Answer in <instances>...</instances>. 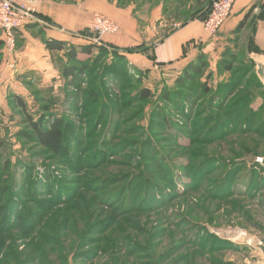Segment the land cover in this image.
Masks as SVG:
<instances>
[{
  "label": "rangeland",
  "instance_id": "rangeland-1",
  "mask_svg": "<svg viewBox=\"0 0 264 264\" xmlns=\"http://www.w3.org/2000/svg\"><path fill=\"white\" fill-rule=\"evenodd\" d=\"M132 1L142 18L150 19L155 5ZM183 3L169 2V11L163 15L166 21L187 18L188 9L180 6ZM156 32L154 41L159 43L160 21ZM245 48L243 34L237 52L242 59ZM13 55L4 44L0 50V142L4 143L0 264H264V169L260 166L264 161L260 121L264 82L260 90L253 72L243 78L247 73L244 60L235 65L238 73H215L214 77L217 82H232L221 97L231 101L224 113L242 92L240 86L250 84L248 90L255 95L250 108L257 114L250 121L234 118L238 126L231 136L222 130L225 120L219 124L209 120L210 113L222 116L208 99L191 107L190 113L187 108L186 117L160 100V91L173 87L168 81L160 82V69L152 78L144 75L142 79L143 86L156 95L144 104L136 99L129 104L128 92L104 85L98 95L106 97L102 99L106 119L112 111H120L121 105L125 116L121 110L115 137L119 144L110 156L100 158L94 141L102 127L93 119L95 106L84 101L92 78L66 88L65 81L49 82L40 71L24 73L26 67L14 66ZM130 70L134 78L140 77L139 71ZM12 95L25 101L35 119L42 105L52 99L53 115L73 123L69 134L76 146L67 158L70 163L18 137L20 130H29L26 116L10 101ZM241 112L234 108L232 114ZM188 157L194 163L191 169ZM4 162H9V170H3ZM197 164L205 169L197 185L190 187ZM34 181L43 188L31 189ZM3 219L20 223L7 227Z\"/></svg>",
  "mask_w": 264,
  "mask_h": 264
},
{
  "label": "trees",
  "instance_id": "trees-1",
  "mask_svg": "<svg viewBox=\"0 0 264 264\" xmlns=\"http://www.w3.org/2000/svg\"><path fill=\"white\" fill-rule=\"evenodd\" d=\"M121 4L125 5L130 2V0H118ZM137 1V0H135ZM171 1H182V0H160V4H155L156 0H142L141 4H150L155 5L154 8L158 7L159 5H163V11L166 13L169 11L167 8L169 2ZM185 3L181 4L180 6H184V8L188 9L186 15L187 18L185 20H182L183 25H185L190 20L195 19H201L206 20L210 8L215 0H184ZM131 2H133L131 0ZM259 7V4H254L246 13L244 19L239 24L235 36L232 40H230V45L225 48L224 52L222 53L221 59L219 60L215 72L211 70L210 68V62L207 55H205L203 52H200L197 56V58L186 65L184 69L181 71V73L177 76L173 83V87H164L162 91H160V100L164 101L167 105H170L174 112H176L179 116H187L186 110L189 108V113L191 111V107H199V104L203 102V100L208 99L210 101L211 107L217 112L218 115L222 117H214L211 113V117L209 118L210 121H217L219 124V121L225 120V123L227 124L222 128L224 130L225 135H234L232 132H235L237 129L238 124L234 122L235 121H241V120H248L250 121L254 116L255 113L251 107L252 104V98L255 97V95L248 90L250 87V84L246 83V86H240L242 89V92H238L237 99H235L231 105L229 110L225 112V105L231 102L228 97L226 101H223L224 98L221 99V97L225 96L228 93L229 88L232 86V82L225 80H219L217 82L214 77L216 76L215 73L219 75L222 74H234V72L238 71L235 69V65L240 63V61H243V66L247 73H245V78L248 74H253V78L256 80L255 83L257 86H259V89L261 90L262 87V80L259 78V76L256 73V63L251 59L250 55L253 52H258L257 49L253 47L252 41L250 40L248 43H246L245 48V54L243 59L240 55L237 54L239 51V42L241 41V35L242 31L251 26V24L255 25L258 20H262L264 18V4L260 5V13L258 16H255L253 18V21L250 22L254 11ZM37 17L42 20L47 21L48 23H52L49 19H46L42 17V15L38 14ZM175 20V19H174ZM179 21V20H178ZM38 26V25H37ZM39 33L42 34L43 30H39ZM20 35H17V42L16 45H20L19 42ZM96 37V34L93 33L89 28L83 30L80 32V37L82 40H85L87 42V45L84 46H73L69 45L68 43L64 41L59 40H47L45 41L46 49L50 52H56L61 53L65 52L66 57L68 58V62L66 66L64 67L62 71V77L65 79L66 88L72 87V86H79V84L83 83L85 79H90V85L92 86L88 92L84 95V101L92 103L95 106L96 113L94 114V121L96 124H99L100 127H102V130L100 131L102 133L99 134L98 138L94 141V144L96 146V152L101 158L102 156H110L112 153V148L116 146V144H119L115 137H116V130L117 126L120 127L121 123V110H123V106L121 105L119 109H116L110 113L108 118L106 119L107 115L106 112L103 110L104 107L102 106L106 101L102 99H106L105 96H101L99 92L100 90L104 91L105 88L104 85L107 83L111 84L112 90L118 89L123 92H128L126 96H128L129 104H133L135 99L137 103H146L150 101L152 98H156V95L149 89L143 86V77L145 75V72L139 71L140 77L138 79L134 78L131 74L132 71L130 70V64L126 57V53H140V54H147L150 48L142 45L138 46L136 48L131 49H120L118 47H115L109 43H106L102 39L98 42L94 41V38ZM4 38L3 34L0 31V50L4 46ZM232 45L236 46L235 48L232 47ZM79 54H85L89 55L90 58H88L86 61H81L78 59ZM149 58L152 61H155L156 58L154 54L149 55ZM105 74V78L102 79V74ZM143 73V74H142ZM96 74H98L99 77L95 78ZM240 76V75H239ZM216 81V82H215ZM255 87V85H254ZM256 88V87H255ZM68 92L66 91V96L68 97ZM231 95H234L233 92L230 93ZM264 94V93H263ZM263 94H260L264 96ZM230 95V96H231ZM110 97V95L108 94ZM133 96V97H132ZM121 97L119 96V99L121 101ZM108 98V97H107ZM126 98H123L122 100L125 101ZM220 102H219V100ZM110 101V99H108ZM11 102L13 101L18 108L21 109L23 114L26 116V124L28 126V130H20L17 134L19 138H22L24 140H28L30 142H34L37 144V146L43 148L47 152H51L53 155L64 156L66 159V164L70 163L68 162V157L72 155V148H74L75 138L73 139L72 136H70L69 132L74 129L73 123H71L69 120H67V117H58L57 115H53L51 112L52 104H55L52 99H49L45 104L42 105L41 108L42 112L38 119H35L28 111V106L25 103V101L18 95H12L11 96ZM122 104L126 106V102ZM219 102V104H218ZM234 108H241L242 112L241 114L233 116L232 111ZM109 110V109H108ZM94 111V112H95ZM222 111V112H220ZM104 112V113H103ZM90 114V113H89ZM257 114V113H256ZM123 115L124 110H123ZM91 116V114H90ZM117 116V117H116ZM213 117V118H212ZM262 121V126H264V116L260 118ZM231 120V121H229ZM257 121V120H256ZM171 129L177 128L176 125L170 124ZM176 126V127H175ZM217 128L218 125H215ZM232 127H236L235 130H231ZM263 127H261L262 129ZM181 132V131H180ZM72 134V132H71ZM181 134V133H178ZM237 134V133H236ZM180 136V135H178ZM185 138V137H183ZM219 138V137H218ZM187 139V138H186ZM193 142V141H192ZM195 142V141H194ZM76 144V143H75ZM72 147V148H71ZM4 143L0 142V158L3 153ZM64 155H62V154ZM102 153H105V155H101ZM189 159V168L191 165H193V161H191V158ZM196 159V158H195ZM199 164H197L196 167H198ZM260 165V164H259ZM261 168L264 169V165H260ZM9 162L3 163V170H9ZM191 169V168H190ZM204 165L199 166L196 169H193L191 177L194 182H192V185L190 187H193L194 185H197V179L201 177L202 171L204 170ZM26 176L28 173H31V168L26 170ZM241 171L239 170L238 173ZM238 173L236 175H238ZM196 179H195V175ZM29 176V175H28ZM27 176V177H28ZM30 180L32 177H29ZM203 182L202 180L200 183ZM63 185V183H60ZM34 190H39L43 188V186L40 185L38 181L33 182ZM3 198V195L1 196V199ZM0 199V200H1ZM28 211V209L24 210L25 214ZM9 212V211H8ZM8 212L6 214L8 215ZM9 221L6 222L5 219H3V224H6L7 227L12 226V224H19Z\"/></svg>",
  "mask_w": 264,
  "mask_h": 264
},
{
  "label": "crops",
  "instance_id": "crops-1",
  "mask_svg": "<svg viewBox=\"0 0 264 264\" xmlns=\"http://www.w3.org/2000/svg\"><path fill=\"white\" fill-rule=\"evenodd\" d=\"M254 4H259V7L250 20L253 21V18L259 15L260 5L264 4V0H238L228 22L217 35L212 36L204 30L201 19L190 20L185 25L183 22H174V19L166 21L163 5L152 10L150 19H143L131 0L125 5L118 0H41L38 14L52 23L37 17L18 33L21 46L13 52V64L26 67L24 73L42 72L41 76L49 82L54 79L58 83L65 81L62 71L68 62L66 53L48 51L45 41L55 39L76 47L87 45L85 40L79 38L80 32L89 28L93 16L99 14L112 19L120 26L118 34L104 36L103 41L120 49L142 45L150 48L147 54L126 53L130 68L145 72V76L149 78L157 75L155 71L160 69V82L168 81L173 85L184 67L194 61L200 52L207 55L210 68L215 72L222 53L230 45L239 24ZM159 21L160 42L156 43L154 40L158 35L156 31ZM151 23L156 24L154 28ZM172 26L174 28L164 34L166 29ZM41 29L42 34L39 33ZM243 34L246 43L251 40L253 47L258 51L251 53L250 57L256 63L257 75L264 82V18L243 30L242 36ZM152 54L156 58L155 61L149 58ZM88 58L89 55H78L81 61Z\"/></svg>",
  "mask_w": 264,
  "mask_h": 264
},
{
  "label": "built area",
  "instance_id": "built-area-1",
  "mask_svg": "<svg viewBox=\"0 0 264 264\" xmlns=\"http://www.w3.org/2000/svg\"><path fill=\"white\" fill-rule=\"evenodd\" d=\"M238 0H215L209 15L203 21L204 30L212 36L219 33L232 16ZM39 0H0V31L9 53L16 49L17 35L28 23L37 18ZM89 29L96 34L95 42L104 36L116 35L120 26L112 19L96 14L90 21Z\"/></svg>",
  "mask_w": 264,
  "mask_h": 264
},
{
  "label": "water",
  "instance_id": "water-1",
  "mask_svg": "<svg viewBox=\"0 0 264 264\" xmlns=\"http://www.w3.org/2000/svg\"><path fill=\"white\" fill-rule=\"evenodd\" d=\"M262 72V71H261ZM262 162V164L264 165V161H261Z\"/></svg>",
  "mask_w": 264,
  "mask_h": 264
}]
</instances>
